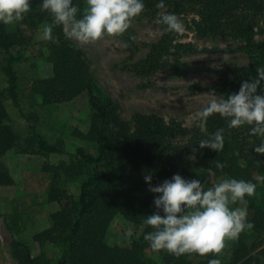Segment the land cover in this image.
<instances>
[{
  "label": "trees",
  "instance_id": "obj_1",
  "mask_svg": "<svg viewBox=\"0 0 264 264\" xmlns=\"http://www.w3.org/2000/svg\"><path fill=\"white\" fill-rule=\"evenodd\" d=\"M42 0H31V11L22 20L29 26L51 23L49 13L40 10ZM160 0H143L147 18L161 17L165 12L180 16L193 12V29L200 38H215L227 35L239 39V49L246 55L247 63L232 71L231 80L221 89V98L238 92L242 81L256 77V69L264 67V37L255 40L258 22L264 19V0H163L165 8H158ZM73 4L84 9L85 0H73ZM162 24V23H161ZM162 36L153 43L146 57L133 65L138 74L153 73L170 66L171 71L185 70L169 63L165 58L169 48L182 52L191 51L186 43H174L175 32L166 31L162 24ZM264 36V28L260 29ZM53 35L59 43H48L52 60L53 75L46 78L35 76L33 59L25 62L31 73L30 95H39L41 101L36 107L44 112L47 105L74 98L85 90L92 110V122L86 136L91 149L76 147L74 155L87 170L77 185V193H70L61 182L60 175L78 174L77 168H50L43 164L46 177L41 179L43 191L24 194L12 199L6 221L15 233L24 228L25 216L33 221L48 218L49 226L34 233L32 239L39 245H51L57 254L51 259L34 255L29 244L13 240L12 254L19 264H208L209 259L219 258L221 264H264V244L260 236L264 233V183L258 184L256 173L264 179V154L254 148L264 142V137L251 135V126L228 128V120L219 115L207 121L208 134L223 129L224 147L216 152L199 148L198 142L206 139L199 128H187L181 123L151 114L134 113L130 120H124L111 99H104L97 93V85L84 53L75 41L65 38L62 27L56 26ZM24 37L9 31L0 23V74L5 87L0 92V154L17 149L20 152L41 156L62 153L60 141H47L33 127L30 135L21 139L9 123V112L3 103L5 94L14 105L21 96L18 92V75L15 69L22 61L21 49ZM139 64V65H138ZM264 88V82L261 85ZM259 92V90H258ZM196 149L195 159H190ZM217 162L223 165L216 167ZM211 169V173L210 170ZM175 174L186 180L198 179L205 188L210 177L221 181L225 178L243 179L256 185L255 194L246 196L247 208L251 210L248 220L254 224L245 229L224 254L217 257L209 254L182 255L176 257L166 251H153L143 235L152 229L144 224L145 217L157 212L154 199L157 195L143 193L149 186L145 175H151V184L161 179L170 180ZM63 180V178H62ZM218 181V182H219ZM12 178L0 166V185H10ZM57 203L54 211L47 209V203ZM140 226L142 231L125 245H110L105 233L115 215ZM162 215V210L160 211Z\"/></svg>",
  "mask_w": 264,
  "mask_h": 264
},
{
  "label": "rangeland",
  "instance_id": "obj_2",
  "mask_svg": "<svg viewBox=\"0 0 264 264\" xmlns=\"http://www.w3.org/2000/svg\"><path fill=\"white\" fill-rule=\"evenodd\" d=\"M192 17L193 12L190 11L179 16L185 31L182 34L176 33L173 37V44L188 43L192 50L182 52L170 47L165 56L169 63L174 62L178 68L182 69L186 64L185 70L179 72L171 71L170 66L153 73L138 74L134 71L133 65L140 63L151 45L162 36L159 17L139 15L122 35H105L94 43L79 45L88 61L92 80L98 87L97 93L104 99L113 101L122 119L130 120L134 113H142L160 116L167 122L175 120L187 128L196 127L192 122L194 114L202 110L213 95L221 98L220 89L231 80L232 71L247 63L246 55L239 49L242 45L239 39L227 35L200 38L193 29ZM43 25L44 23L29 26L23 21L7 25L9 31L18 32L24 37V47L21 49L23 58L15 66L21 100L14 105L3 94L2 101L9 112V123L21 139L30 135L33 127L47 141H60L63 152L41 156L12 149L0 154V166L12 178L10 185H0V264H19L12 254L13 240L29 244L33 254L42 259H51L57 254L51 245L41 246L32 239L34 233L49 226L48 218L33 221L30 216H25V225L20 233H15L6 221L12 199L43 191L46 185L41 180L46 177L42 171L43 164L50 168H77L78 174L60 175L61 182L65 181L63 185L72 194L77 193V185L87 173L74 155L76 147L91 149V141L86 136H81L87 134L92 122V110L86 91H80L71 100L49 104L44 112H40L36 105L41 98L39 95H30V81H25L31 75L27 72L25 62L31 59L33 62L30 65L35 67L34 74L37 78L53 75L49 41L42 39ZM262 28L263 18L258 22L255 40L264 37L260 31ZM4 87V77L0 74V92ZM253 177L258 178V184L264 183V179L256 173ZM164 180L151 186H157ZM218 181L219 179L210 177L206 187H211ZM148 189L149 186L144 188L143 193L159 195ZM46 206L49 211L58 208L54 202L47 203ZM250 216L251 210L248 209V217ZM141 231L140 226L117 214L108 225L105 240L110 245H125L131 238L138 237ZM260 239L263 245L264 233ZM229 246H232L230 240L226 241V248Z\"/></svg>",
  "mask_w": 264,
  "mask_h": 264
},
{
  "label": "clouds",
  "instance_id": "obj_3",
  "mask_svg": "<svg viewBox=\"0 0 264 264\" xmlns=\"http://www.w3.org/2000/svg\"><path fill=\"white\" fill-rule=\"evenodd\" d=\"M85 5L81 10L73 0H42L40 10L51 16V23L42 27V39L59 43L53 35L56 26L62 27L66 39L78 45L94 43L105 35L120 36L145 7L143 0H85ZM157 7L165 8L163 0ZM30 11L31 0H0V23H18ZM159 22L166 25V31L177 34L185 31L183 23L173 13L165 12ZM262 82L264 67H258L256 77L242 81L238 92L226 98L213 95L207 105L194 114L192 122L207 136L198 142L200 149L223 150L224 130L208 134L207 121L213 115L227 119L229 129L248 125L251 135L264 137ZM254 151L264 154V142ZM195 152L193 149L190 159H195ZM216 167L222 169L223 165L217 162ZM209 171L211 173V169ZM151 179V175L144 177L148 190L159 194L153 202L158 211L145 217L144 224L152 231L143 238L153 251L163 250L176 257L192 254L219 257L224 254L226 241L236 240L245 229L254 227L248 220L245 199L255 194L256 185L250 181L225 178L206 189L200 180H186L179 174L157 186H151ZM208 264H221V260L209 259Z\"/></svg>",
  "mask_w": 264,
  "mask_h": 264
}]
</instances>
